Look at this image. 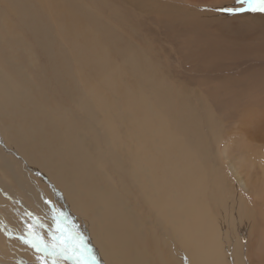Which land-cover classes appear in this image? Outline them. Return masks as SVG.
<instances>
[{
  "label": "rangeland",
  "instance_id": "obj_1",
  "mask_svg": "<svg viewBox=\"0 0 264 264\" xmlns=\"http://www.w3.org/2000/svg\"><path fill=\"white\" fill-rule=\"evenodd\" d=\"M81 8L100 16L97 23L105 27L100 44L95 45L92 16L87 22L75 17ZM203 9L216 8L199 0H0V71L15 78L5 87L6 97H20L21 88L31 89L40 109L29 103L32 114L39 111L57 122L66 112L80 116L86 126L95 110L99 121L111 115L123 141L128 133L122 124L131 112L145 122L153 116L150 123H163L158 134L165 137L182 135V119L193 122L192 131L209 155L201 156L196 147L190 159L206 165L215 161L216 190L205 176L200 190L210 198L217 193V231L233 234L226 252L241 248L247 264H264V191L243 190L240 175L230 165V157L242 168L253 160L257 167L264 162V13L228 15ZM76 100L88 106L84 117ZM141 102L150 117L143 116ZM9 111L10 119L0 120V125L13 135L23 124L15 123ZM98 132L104 129L100 126ZM148 151L156 173L173 166L174 159L180 161L181 145L166 138ZM119 156L129 166L144 164V156L129 148H121ZM184 184L194 185L195 178ZM129 198L159 247L163 234L155 225L150 229L146 219L155 217L150 210L143 214L145 204L135 190ZM227 212L238 223L222 229ZM5 215L0 219L8 221ZM2 228L10 237L19 236ZM17 240L21 254L13 264H38L35 250ZM148 243L151 247V237ZM226 252L221 263L231 264Z\"/></svg>",
  "mask_w": 264,
  "mask_h": 264
},
{
  "label": "bare ground",
  "instance_id": "obj_2",
  "mask_svg": "<svg viewBox=\"0 0 264 264\" xmlns=\"http://www.w3.org/2000/svg\"><path fill=\"white\" fill-rule=\"evenodd\" d=\"M199 1L216 9L235 4L233 0ZM74 14L83 22L90 21L92 16L96 23L95 45L100 44L105 31V27L97 23L100 16L84 8ZM37 43L44 46L41 40ZM50 61L55 64L52 56ZM13 79L14 76L7 77L0 71V120H9L11 109L14 122L23 124V130L13 135L9 127L0 125V216L5 213L9 219H0V264H13L21 254L19 241L8 236L2 227L23 235L25 225L32 221L22 223V219L30 213L51 227L53 208L65 214L64 223L69 227L75 225L87 238L99 264H222L233 234L217 231L213 218L217 193L210 198L200 190L204 176L210 177L212 189L216 190L217 173L212 168L215 161L206 165L204 161L190 159L196 147L202 151L201 156L209 155L204 142L192 131L193 122L182 119V135H159L164 124L150 123L153 116L147 114L141 102L143 116L150 118L145 122L141 114L129 113L122 124L128 133V139L123 141L112 116L105 114L99 121L97 110L89 126L80 116L69 112L60 122L47 119L39 111L33 115L27 107L29 103L40 110L33 90L21 88L20 97H6L9 92L5 87ZM80 94L86 96V91L81 90ZM76 104L84 117L88 106L77 100ZM113 114L116 116V112ZM100 126L104 129L101 134ZM166 138L181 145L177 155L180 161L174 159L173 166L155 173L150 167L148 149ZM121 148L139 152L142 158L144 156V164L139 167L122 163ZM230 165L240 175L243 190L259 195L264 191V162L257 167L253 160V164L242 168L230 157ZM190 177L195 178V184H184ZM132 190L144 201L143 214L147 215L150 210L155 217L146 219L150 229L155 225L163 234L159 247L142 215L131 205ZM12 208L16 212L9 210ZM235 223L238 221L227 212L222 216L220 227L224 229ZM198 234L204 235L199 237ZM42 235L47 238L48 233ZM149 237L154 251L150 249ZM226 259L231 264H247L241 248L238 252L227 251Z\"/></svg>",
  "mask_w": 264,
  "mask_h": 264
},
{
  "label": "snow or ice",
  "instance_id": "obj_3",
  "mask_svg": "<svg viewBox=\"0 0 264 264\" xmlns=\"http://www.w3.org/2000/svg\"><path fill=\"white\" fill-rule=\"evenodd\" d=\"M218 11L228 15L243 13H264V0H235L234 6L218 9H203ZM31 216V214H29ZM52 226L47 227L36 217L32 223L25 225L23 235L17 237L37 253L38 264H99L93 249L88 245L87 238L80 233L75 225L69 227L64 223L65 214L55 208L51 214ZM47 228V238L39 229Z\"/></svg>",
  "mask_w": 264,
  "mask_h": 264
}]
</instances>
